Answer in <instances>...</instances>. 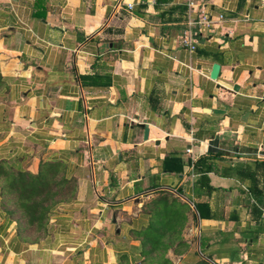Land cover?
<instances>
[{"label":"crops","instance_id":"1","mask_svg":"<svg viewBox=\"0 0 264 264\" xmlns=\"http://www.w3.org/2000/svg\"><path fill=\"white\" fill-rule=\"evenodd\" d=\"M194 3L0 0V159L75 185L38 240L0 198V264H139L160 193L192 210L171 264H264V0Z\"/></svg>","mask_w":264,"mask_h":264},{"label":"trees","instance_id":"2","mask_svg":"<svg viewBox=\"0 0 264 264\" xmlns=\"http://www.w3.org/2000/svg\"><path fill=\"white\" fill-rule=\"evenodd\" d=\"M2 85L3 78L0 76V87ZM171 163L179 164V160L165 159L164 169L170 171L168 165ZM65 166L61 161H41L38 171L31 173L23 167L21 157L11 162L0 159L1 206L10 216L16 218L18 226L31 233V239L38 240L46 235L50 212L74 195V179L66 178ZM178 169H181V165ZM194 207L201 214V205L195 204ZM142 211L148 216V222L140 230L132 232L133 237L140 240L142 248L140 254L143 260L139 264H152L153 261L171 264L164 259L168 248L174 243L183 244L177 236L180 213L191 214L192 210L169 194L160 193L145 203ZM116 264L132 263L127 254L121 253Z\"/></svg>","mask_w":264,"mask_h":264},{"label":"built area","instance_id":"3","mask_svg":"<svg viewBox=\"0 0 264 264\" xmlns=\"http://www.w3.org/2000/svg\"><path fill=\"white\" fill-rule=\"evenodd\" d=\"M187 3L190 8L197 5L196 3H194V0H187ZM212 22H213V19L209 17L208 15H206L203 11H201L199 18H198V23L205 25V26H209ZM182 43L183 45L187 46L190 50L194 49V46L191 44V40L188 35L183 36Z\"/></svg>","mask_w":264,"mask_h":264},{"label":"water","instance_id":"4","mask_svg":"<svg viewBox=\"0 0 264 264\" xmlns=\"http://www.w3.org/2000/svg\"><path fill=\"white\" fill-rule=\"evenodd\" d=\"M219 73V66L217 64H214L212 66L211 72H210V78L211 79H216ZM143 129H144V135L143 138L146 139L147 138V133H148V128L146 127V125L141 124L140 125Z\"/></svg>","mask_w":264,"mask_h":264}]
</instances>
